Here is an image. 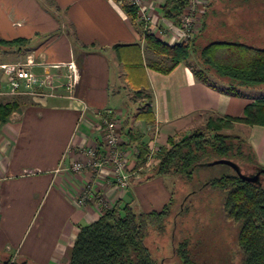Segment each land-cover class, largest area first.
I'll list each match as a JSON object with an SVG mask.
<instances>
[{"label": "crops", "instance_id": "crops-1", "mask_svg": "<svg viewBox=\"0 0 264 264\" xmlns=\"http://www.w3.org/2000/svg\"><path fill=\"white\" fill-rule=\"evenodd\" d=\"M164 2L143 0L154 22L168 30L159 38L173 45L179 29L164 17ZM16 38L26 39V46L0 52V64L30 60L35 72L51 76L56 94L31 100L0 96V102H19L0 123V264H67L78 227L100 212L92 201L79 206L73 200L86 182L95 181L109 204L126 195L141 211L166 202L158 177L139 181L134 175L119 190L110 166L98 175L89 167L79 173L59 169L86 163L88 149H101L100 111L109 110L117 119L127 169L135 173L137 147L125 137L128 129L157 148L211 116L242 117L248 103L264 98L261 87H239L233 94L224 90L223 78L202 81L188 57L172 66L171 56L149 48L140 24L118 0H0V39ZM71 60L79 80L68 97L59 78L67 72L62 64ZM234 124L235 134L264 166V125Z\"/></svg>", "mask_w": 264, "mask_h": 264}, {"label": "trees", "instance_id": "trees-1", "mask_svg": "<svg viewBox=\"0 0 264 264\" xmlns=\"http://www.w3.org/2000/svg\"><path fill=\"white\" fill-rule=\"evenodd\" d=\"M118 1L131 19L135 20V7L123 0ZM185 6L186 0H165L163 15L176 22ZM143 36L153 51L172 57V66L186 59L191 51V43L188 42L168 45L154 34ZM26 44L27 40L21 38L0 39V52L20 51ZM199 54L205 70H213L216 77L225 78L224 90L229 93L236 94L239 87L264 86L263 47L236 40H214L206 43ZM193 71L199 79L210 83L203 69L193 67ZM18 105L16 100L0 102V123ZM144 111L148 114L146 121L151 122L150 110L145 108ZM207 120L205 128L209 133L205 128H196L189 134L170 136L165 144L156 148L149 160L147 155L151 148L141 140V135L128 129L125 137L137 147L136 152L134 151L135 173L143 180L158 176L162 180L166 176H185L190 180L200 169L209 166L206 165L207 162L221 157L233 160L242 172L248 174L249 171L254 173L259 166L264 167L255 162L251 148L241 136L223 132V129H231L235 122L264 125V98L248 103L242 117L224 119L211 116ZM124 128L122 126V130ZM243 147L247 149V153ZM237 158L244 161L243 167L234 160ZM225 166L230 170L210 174L201 182L198 180L199 185L188 191L182 210L189 194L196 190L210 186L225 191L222 209L227 217L238 223L236 242L242 253L240 264H264V185L257 181L243 180L231 167ZM126 170L132 171L127 169V165ZM133 177L134 175L130 176L129 183ZM168 204L167 201L159 209L141 211L136 209L130 195L114 200L107 208H101L97 218L78 227L67 264H165V260L172 263L178 260V264H197L192 255L189 237L184 235L175 240V230L172 233L171 251L159 262L146 243L151 227L158 231L163 229L161 220L168 212ZM182 210L178 209L175 213V223Z\"/></svg>", "mask_w": 264, "mask_h": 264}, {"label": "rangeland", "instance_id": "rangeland-1", "mask_svg": "<svg viewBox=\"0 0 264 264\" xmlns=\"http://www.w3.org/2000/svg\"><path fill=\"white\" fill-rule=\"evenodd\" d=\"M204 12L206 13L204 14ZM192 15L195 20L192 25L193 34L187 41L189 44L191 43V53L188 55V61L194 68L203 69L212 81L219 82L218 77L215 76L213 70H205L199 58L201 48L209 41L238 38L239 42L264 48V0H196ZM180 18L181 16H179L178 21H173L178 29ZM253 20L255 21L252 22ZM177 33H179V42L182 37L181 31H177ZM77 74H79L78 68ZM76 77L79 80V76ZM59 79L65 83L68 77L61 76ZM259 87L264 89V86ZM260 93L263 94L264 90ZM19 96L22 99L30 100L36 97H44L30 93H22ZM5 99H8L7 101L14 100L12 98ZM207 121L204 125L202 122L199 128H205ZM234 125L233 123L231 129H223V132L232 133L233 130L234 135H237L235 134ZM205 130L209 133L206 128ZM243 150L247 153L246 148L243 147ZM234 160L241 167L244 166L242 159L237 158ZM225 165L206 166L200 169V172L194 174L190 180L185 176H166L162 180L158 176L162 180L160 186H164L165 190L163 201L169 202L168 212L161 220L163 229L158 231L151 227L152 229L149 231L146 240L152 255L158 262L171 251L172 233L175 230V240L184 235L189 237L192 255L197 264H240L242 253L236 242L238 223L227 217L222 209L221 203L225 191L210 186L196 190L189 194L182 210V203L188 191L197 187L210 174L229 171L230 168ZM138 179L144 181L142 177ZM136 209H139V207ZM178 209H181L182 212L178 214L175 223L174 215ZM177 261L172 263V261L165 260V264H178Z\"/></svg>", "mask_w": 264, "mask_h": 264}, {"label": "built area", "instance_id": "built-area-1", "mask_svg": "<svg viewBox=\"0 0 264 264\" xmlns=\"http://www.w3.org/2000/svg\"><path fill=\"white\" fill-rule=\"evenodd\" d=\"M136 9V19L141 23L142 33L154 34L158 37L164 35L168 30L165 26L160 27L154 22L150 10L143 3V0H123ZM196 0H186V6L183 8L179 22V31L182 37L179 42H187L193 34V9ZM172 23L173 20L169 19ZM32 62L26 63H2L0 69L4 77L0 78V96H17L22 93H30L39 96L55 95V86L51 76L44 72L37 73L31 68ZM54 67H60V64H53ZM68 73L67 82L63 84L68 97H73V89L77 83V65L74 61H68L62 64ZM99 130L103 135V144L101 149L90 148L87 150L89 159L86 163L74 161L68 166H62L59 169H65L74 173L82 172L86 167L91 168L97 175L104 166H110L112 180L119 190L125 189L129 184L131 175H138L126 170L127 155L122 147L123 140L120 137L117 119L111 115L109 110L99 112ZM156 148H151L147 155V160L151 159ZM136 152V149H135ZM58 169V170H59ZM95 181L86 182L81 190L73 197L74 202L79 206H85L90 201L94 202L100 211L101 208H107L110 204L104 199L101 193L95 189Z\"/></svg>", "mask_w": 264, "mask_h": 264}, {"label": "water", "instance_id": "water-1", "mask_svg": "<svg viewBox=\"0 0 264 264\" xmlns=\"http://www.w3.org/2000/svg\"><path fill=\"white\" fill-rule=\"evenodd\" d=\"M214 164H226L233 169V171L243 180L250 181V182H258L259 176L261 173L264 174V167H257L255 168L254 173H244L240 170L239 165L234 162L233 160L225 157L213 159L206 163V165H214Z\"/></svg>", "mask_w": 264, "mask_h": 264}, {"label": "flooded vegetation", "instance_id": "flooded-vegetation-1", "mask_svg": "<svg viewBox=\"0 0 264 264\" xmlns=\"http://www.w3.org/2000/svg\"><path fill=\"white\" fill-rule=\"evenodd\" d=\"M243 169L247 170L246 168H243ZM249 173H250V171H249ZM258 182H260L261 184L264 185V174L263 173L260 174Z\"/></svg>", "mask_w": 264, "mask_h": 264}]
</instances>
